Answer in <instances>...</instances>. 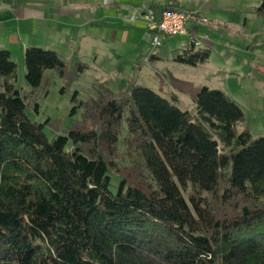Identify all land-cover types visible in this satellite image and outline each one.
Returning a JSON list of instances; mask_svg holds the SVG:
<instances>
[{"label":"trees","instance_id":"1","mask_svg":"<svg viewBox=\"0 0 264 264\" xmlns=\"http://www.w3.org/2000/svg\"><path fill=\"white\" fill-rule=\"evenodd\" d=\"M209 55L189 42L173 60ZM23 64L33 89L55 70L61 93L84 71L40 46L24 48ZM16 71L0 47V264H264V135L240 128L243 110L225 92L202 85L190 112L133 79L85 100L74 90L70 112L91 126L48 138ZM122 127L137 157L128 172L112 159Z\"/></svg>","mask_w":264,"mask_h":264},{"label":"rangeland","instance_id":"2","mask_svg":"<svg viewBox=\"0 0 264 264\" xmlns=\"http://www.w3.org/2000/svg\"><path fill=\"white\" fill-rule=\"evenodd\" d=\"M24 1L12 8L30 11L28 17L4 22L0 14V47L9 50L16 63L15 87L22 94L34 91L38 95V112L29 115L37 122L50 120L51 124L43 130L48 138L64 134L81 122V108L70 112L74 90L78 91V99L85 100L96 96L102 87L116 94L132 79L146 86L159 79L165 90L170 75L176 74L195 85L225 92L243 110L245 120L240 128L246 127L254 136L264 135V13L256 10L261 0H180L186 8L203 11L206 19L197 36L208 35L210 55L206 63L196 66L171 60L174 49L185 42V36L167 37L154 49L152 34L138 11L152 0ZM35 5L40 7L37 16L46 21L43 27L37 25ZM67 8L75 12L62 11ZM8 34L19 36V41H11ZM25 44L54 49L64 57L68 71L78 62L83 63L84 71L72 84L67 83L63 93L60 92L63 82L55 70H46V82L33 89L25 79ZM151 52L162 59L149 61ZM157 72L160 76H156ZM177 104L194 112V102L183 105L177 101ZM80 124L91 126L83 120ZM124 135L122 127L112 159L115 169L128 172L137 164V157L127 153Z\"/></svg>","mask_w":264,"mask_h":264},{"label":"crops","instance_id":"3","mask_svg":"<svg viewBox=\"0 0 264 264\" xmlns=\"http://www.w3.org/2000/svg\"><path fill=\"white\" fill-rule=\"evenodd\" d=\"M22 4L23 2H25L24 0H21ZM20 2V0H0V14H2V20H4V22L6 21H10L12 20L14 17H28L30 14V11H26L23 8L20 10H15L12 7H14L15 3ZM151 3H156L160 8H164L166 7V5L168 4H173L175 7L177 8H181L183 10H189L193 13H196L197 15H200L202 17L205 18L204 12L201 10H191L190 8H186L183 6V3L180 0H152L150 3H145L144 6H140L138 8L139 13H142V11L149 6ZM35 7L34 11L36 13V19H37V25L38 26H45L46 21H44L42 19V17H38L37 15H39V5H35L33 6ZM63 12H70V11H74L72 9H62ZM2 20L0 22H2ZM202 22H191L189 25V34L188 35H182L185 36L186 40L184 43L181 44V47H185L189 42V36H192L194 39L198 40L199 43L198 44H194V47L196 48H211V46L209 45V40H208V35L205 34V36L199 37L197 36L198 30H199V26L202 25ZM8 36L10 37L11 41L17 42L19 41V36L14 35V34H8ZM176 36V35H175ZM173 37V36H171ZM24 45V44H23ZM27 45L25 44L24 48ZM180 48H176L174 49V55L177 51H179ZM156 51V50H155ZM174 55H172L171 60L173 62H175L173 60ZM162 58L157 55V53H153L151 52L148 56V60L149 61H157V60H161ZM208 61V60H207ZM206 61V62H207ZM205 62V63H206ZM204 64V63H203ZM201 65V64H199ZM160 76V73L157 72L156 76ZM136 80V79H135ZM152 81V80H151ZM158 80L152 82V86H147L150 87L152 89H154L155 91L161 93L163 96L165 97H171L174 96L176 98L177 101L183 103V105H186L190 102L194 101V97L199 89V87H201L202 85H195L193 84L190 80L185 79L183 76H179V75H170L169 77V83L167 85V88H164L165 90H163L161 88V83L158 82ZM137 82V80H136ZM142 84V83H141ZM158 84V85H157ZM144 85V84H143ZM146 86V85H145ZM187 89V90H185ZM167 90V91H166ZM182 108V107H181ZM183 109V108H182Z\"/></svg>","mask_w":264,"mask_h":264},{"label":"built area","instance_id":"4","mask_svg":"<svg viewBox=\"0 0 264 264\" xmlns=\"http://www.w3.org/2000/svg\"><path fill=\"white\" fill-rule=\"evenodd\" d=\"M147 30L152 34V46L158 49L167 37L175 35H188L191 22H203L206 19L189 10L181 8H164L157 14L152 8L146 7L142 11ZM190 42L198 44L199 41L189 36Z\"/></svg>","mask_w":264,"mask_h":264}]
</instances>
